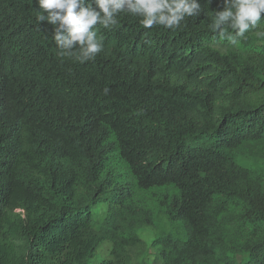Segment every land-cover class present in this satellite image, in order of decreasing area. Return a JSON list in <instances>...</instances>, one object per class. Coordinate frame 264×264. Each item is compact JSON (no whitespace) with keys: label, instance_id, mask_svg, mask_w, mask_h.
<instances>
[{"label":"trees","instance_id":"trees-1","mask_svg":"<svg viewBox=\"0 0 264 264\" xmlns=\"http://www.w3.org/2000/svg\"><path fill=\"white\" fill-rule=\"evenodd\" d=\"M200 3L80 64L0 0V264H264V20L231 43Z\"/></svg>","mask_w":264,"mask_h":264},{"label":"clouds","instance_id":"clouds-1","mask_svg":"<svg viewBox=\"0 0 264 264\" xmlns=\"http://www.w3.org/2000/svg\"><path fill=\"white\" fill-rule=\"evenodd\" d=\"M36 3L37 24L46 21L52 26L58 55L80 64L95 60L103 51V38L98 36L97 26L108 28L117 24L121 13L137 17L145 29L159 25L175 30L186 18L198 17L202 12L200 0H36ZM208 15L211 31L236 43L237 38H246V33L264 20V0H221L220 7Z\"/></svg>","mask_w":264,"mask_h":264},{"label":"rangeland","instance_id":"rangeland-1","mask_svg":"<svg viewBox=\"0 0 264 264\" xmlns=\"http://www.w3.org/2000/svg\"><path fill=\"white\" fill-rule=\"evenodd\" d=\"M146 235V232H144V233H142V238H146V237H144ZM150 237V236H149Z\"/></svg>","mask_w":264,"mask_h":264}]
</instances>
